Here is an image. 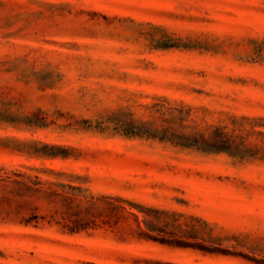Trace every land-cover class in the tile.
Returning <instances> with one entry per match:
<instances>
[{
    "label": "rangeland",
    "instance_id": "1",
    "mask_svg": "<svg viewBox=\"0 0 264 264\" xmlns=\"http://www.w3.org/2000/svg\"><path fill=\"white\" fill-rule=\"evenodd\" d=\"M162 102L191 107L186 129L264 115V0H0V137L102 149L92 162L0 147V166L83 201L121 199L141 220L134 204L151 218L166 210L196 240L264 257V160L87 127L120 108L159 123ZM139 256L247 264L153 241L0 226V264H143L131 262Z\"/></svg>",
    "mask_w": 264,
    "mask_h": 264
},
{
    "label": "trees",
    "instance_id": "2",
    "mask_svg": "<svg viewBox=\"0 0 264 264\" xmlns=\"http://www.w3.org/2000/svg\"><path fill=\"white\" fill-rule=\"evenodd\" d=\"M162 47H169L165 45ZM155 111L161 121L135 117L123 108L112 112L105 120H98L93 127L100 132L121 134L124 136H146L169 141L172 144L193 148L208 153H226L239 160H264V115L249 116L230 114L227 123H211L206 128L192 127L184 120L190 117V106L157 103ZM1 120L24 121L31 124V116L19 118L5 114ZM90 123V120H84ZM0 147L12 148L47 157L79 156L86 161H101L97 152L101 148L66 145L56 142H41L0 137ZM85 150H93L87 154ZM109 150V149H106ZM34 176L36 180H32ZM101 196L83 201L74 195H68L54 188L44 186L40 176L26 171L6 170L0 166V226H31L37 229H52L59 233L82 234L84 236H102L120 243H143L153 241L167 247L189 248L210 256H234L247 264H264V257H258L243 251L230 249L215 243L217 238L196 240L197 232L193 227L183 229L173 225L161 215L166 210L153 208L156 215L150 217L149 206L134 204L139 211L147 215L142 220L138 214L120 202ZM55 201L65 205L69 212L62 214ZM52 207V208H51ZM169 225L174 230L167 231ZM132 263L143 264H181L163 258L139 256Z\"/></svg>",
    "mask_w": 264,
    "mask_h": 264
}]
</instances>
